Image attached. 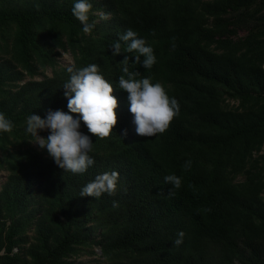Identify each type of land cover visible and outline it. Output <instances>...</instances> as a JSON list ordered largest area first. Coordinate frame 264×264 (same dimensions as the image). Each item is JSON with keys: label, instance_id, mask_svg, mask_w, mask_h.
Wrapping results in <instances>:
<instances>
[{"label": "trees", "instance_id": "1", "mask_svg": "<svg viewBox=\"0 0 264 264\" xmlns=\"http://www.w3.org/2000/svg\"><path fill=\"white\" fill-rule=\"evenodd\" d=\"M91 3L95 27L85 33L73 0H0V111L14 122L0 133V169L8 171L0 264H75L72 256L93 244L105 264H264V0ZM99 13L109 16L99 22ZM129 27L153 47L151 68L133 62L124 41L112 55ZM61 49L74 63L57 68ZM125 56L137 79L150 76L178 99L180 112L163 132L136 133L128 92L117 87ZM89 63L113 83L117 123L107 137L88 133L95 163L73 173L32 144L26 117L69 111L67 69ZM47 65L53 75L35 78ZM81 131L88 132L83 121ZM113 169L120 173L114 195H80ZM172 172L182 178L179 187L164 180ZM179 230L185 235L176 245Z\"/></svg>", "mask_w": 264, "mask_h": 264}, {"label": "clouds", "instance_id": "2", "mask_svg": "<svg viewBox=\"0 0 264 264\" xmlns=\"http://www.w3.org/2000/svg\"><path fill=\"white\" fill-rule=\"evenodd\" d=\"M92 9L91 0H73L71 9L73 15L81 21L83 31L89 33L95 27L89 22V13ZM104 18L109 16L103 13ZM121 41L125 43V51L133 53L135 60L125 56L121 62V74L118 78V88L127 90L129 110L133 113V122L137 134L153 136L168 128L170 121L180 112V103L175 96H169L164 85L152 82L150 76L137 79L139 71L129 68V61L142 63L145 68H151L157 61L153 47L146 43V38L129 27L116 40L111 48L113 54L122 52ZM143 56V59L141 57ZM70 78L64 82V96L67 98V108L48 110L46 115L32 112L26 117V131L31 133L42 148L46 147L55 163L65 171L83 173L89 166L94 165L93 139L88 133L103 138L113 132L117 123L118 98L113 95V83L99 71L97 63H89L82 67H68ZM73 113L80 115L74 116ZM81 121L86 124L88 132L81 131ZM14 122L0 111V133L10 132ZM41 130H48V135H40ZM127 130H124V135ZM190 159L184 162L185 168L191 167ZM120 173L117 169L98 173L81 188L80 195L101 197L108 193L114 195L118 188ZM181 177L176 173L164 176L166 183L172 187H179ZM171 191V189H170ZM113 201V206H118ZM184 231L179 230L173 243H183Z\"/></svg>", "mask_w": 264, "mask_h": 264}, {"label": "rangeland", "instance_id": "3", "mask_svg": "<svg viewBox=\"0 0 264 264\" xmlns=\"http://www.w3.org/2000/svg\"><path fill=\"white\" fill-rule=\"evenodd\" d=\"M101 16L98 21H103V13H99ZM11 31V30H10ZM9 33V32H8ZM247 31H241V35H245ZM10 41L12 40L11 36H8ZM60 55L57 56L58 65L57 68L66 67L74 63V57L70 50H60ZM2 53V51L0 50ZM54 73V67L51 65H47L45 67L40 68V73L35 78H43L44 75L52 76ZM231 105H238V100L227 99ZM32 144L37 145V142H33ZM8 171L4 169H0V189L2 185L5 183L7 179ZM241 178V176L239 177ZM102 229L98 228L94 231L93 237L99 239L101 236ZM28 237L31 239L33 236V230L30 229L27 232ZM96 251V252H94ZM107 257L102 255V250L98 244H93L91 246H86L82 250H80L79 254H75L72 256V259L75 260V264H105L108 259ZM234 264H241L239 261H236Z\"/></svg>", "mask_w": 264, "mask_h": 264}]
</instances>
